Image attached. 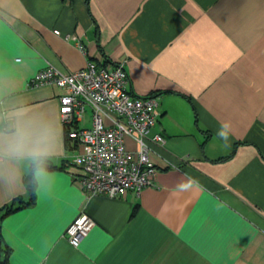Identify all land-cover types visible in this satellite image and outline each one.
I'll return each instance as SVG.
<instances>
[{"label": "crops", "instance_id": "0c3cea01", "mask_svg": "<svg viewBox=\"0 0 264 264\" xmlns=\"http://www.w3.org/2000/svg\"><path fill=\"white\" fill-rule=\"evenodd\" d=\"M88 61L123 63L130 93L157 99L139 192L86 197L64 89L30 83ZM19 130L48 132V176L37 187L30 159L0 155V208L35 182L34 203L0 220L8 264H264V0H0V131ZM80 212L94 222L73 246Z\"/></svg>", "mask_w": 264, "mask_h": 264}, {"label": "built area", "instance_id": "2783aa9c", "mask_svg": "<svg viewBox=\"0 0 264 264\" xmlns=\"http://www.w3.org/2000/svg\"><path fill=\"white\" fill-rule=\"evenodd\" d=\"M78 45L82 47L79 40ZM30 83L55 84L64 89L58 98L59 118L67 139L76 146L71 162L81 170L77 180L86 197H118L153 184L156 167L149 158L146 139L157 120L158 102L151 95L130 93L123 63L99 65L88 61L69 73L47 66L38 70ZM87 109L91 110V125L81 128L77 124ZM126 135L137 142L135 151L126 148ZM151 140L164 142L160 134ZM93 222L80 212L67 226L65 236L77 246Z\"/></svg>", "mask_w": 264, "mask_h": 264}, {"label": "clouds", "instance_id": "9594fccd", "mask_svg": "<svg viewBox=\"0 0 264 264\" xmlns=\"http://www.w3.org/2000/svg\"><path fill=\"white\" fill-rule=\"evenodd\" d=\"M221 136H226V132L222 129L219 133ZM48 132H29L27 130H19L17 133L6 136L0 131V155L5 152L15 159H30V162L35 164L36 167L33 171L34 180L39 187L46 181L48 172L42 166L43 161L49 155L48 151ZM188 184H180L178 187L185 189L189 187Z\"/></svg>", "mask_w": 264, "mask_h": 264}, {"label": "trees", "instance_id": "16d2710c", "mask_svg": "<svg viewBox=\"0 0 264 264\" xmlns=\"http://www.w3.org/2000/svg\"><path fill=\"white\" fill-rule=\"evenodd\" d=\"M67 129V128H66ZM67 131L64 130L65 138H67ZM36 167L35 164H31V170H33ZM53 167V166H52ZM26 194L20 195L15 197L10 203L2 206L0 208V220L8 213L13 212L17 209L22 208L23 206L33 204L35 201V182L33 181V178L31 177L28 184H26ZM0 243H1V233H0ZM3 254L0 258V264H8V254H9V248L6 246L2 249Z\"/></svg>", "mask_w": 264, "mask_h": 264}, {"label": "water", "instance_id": "95a60500", "mask_svg": "<svg viewBox=\"0 0 264 264\" xmlns=\"http://www.w3.org/2000/svg\"><path fill=\"white\" fill-rule=\"evenodd\" d=\"M42 165H43V166H48L47 163H43ZM29 180H30V175L28 174V175H26V177H25V183L28 184V183H29Z\"/></svg>", "mask_w": 264, "mask_h": 264}, {"label": "snow or ice", "instance_id": "6c2138e0", "mask_svg": "<svg viewBox=\"0 0 264 264\" xmlns=\"http://www.w3.org/2000/svg\"><path fill=\"white\" fill-rule=\"evenodd\" d=\"M65 111H67V109H65Z\"/></svg>", "mask_w": 264, "mask_h": 264}]
</instances>
